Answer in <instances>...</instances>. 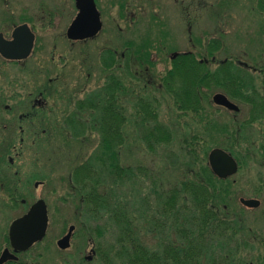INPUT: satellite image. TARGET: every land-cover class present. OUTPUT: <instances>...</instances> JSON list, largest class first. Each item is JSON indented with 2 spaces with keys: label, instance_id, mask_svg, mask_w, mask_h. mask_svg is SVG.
I'll return each mask as SVG.
<instances>
[{
  "label": "rangeland",
  "instance_id": "374dc122",
  "mask_svg": "<svg viewBox=\"0 0 264 264\" xmlns=\"http://www.w3.org/2000/svg\"><path fill=\"white\" fill-rule=\"evenodd\" d=\"M94 1L102 34L84 44H71L65 34L77 14L74 0H0V33L9 38L16 26L26 24L35 35L32 54L25 61L7 63L0 58V248L11 223L42 200L49 216L45 239L40 244L45 252L43 264H101L98 259L83 261L90 241L99 252L110 254V224L98 218V210L97 215L90 213L88 194L72 187L71 174L87 163L99 168L96 153H107L109 161L101 160L110 166L106 152L110 147L99 145V134L89 125L97 114L78 104L104 95L101 89L107 87L102 86L112 74L134 89L133 96L156 98L157 119L174 136L171 142L155 147L145 145L138 138L144 127L131 107L135 98L124 97L128 141L118 149L120 163L146 166L161 183L176 184L182 172L179 156L183 136L197 132L204 138L212 132L206 143L209 151L220 148L232 154L230 150L234 149L232 156L242 162L229 179L227 213L235 233L225 241L221 238L220 246L224 251L240 246L232 252L231 264H264V152L258 146L264 118L257 119L243 97L227 96L236 111L215 105L214 95L226 94L214 89L205 96L210 105H206V98L203 100L204 112L211 113L212 121V128H205V118L196 123L192 115L176 108L174 92L152 84L156 79L160 83V78L172 69L171 57L176 53L191 52L199 61H211L204 46L208 40L218 38L223 47L216 52V61L236 58L248 64L250 71L254 68V91L264 96V76L255 73L258 69L264 71V15L257 10L256 0ZM155 16L164 20H153ZM186 16L192 20H186ZM111 60L115 62L112 67ZM105 62L109 64L107 69ZM209 66L213 68L215 63ZM221 124L235 139L220 127L215 128ZM239 124L242 126L238 128ZM104 168L98 175L102 188L110 191V168ZM130 186L124 181L115 192ZM105 197L110 199L108 194ZM240 198L259 200L260 206L247 209ZM132 201L129 198L131 209ZM146 210L144 215L136 214V228L145 246L158 249L164 233L158 232L162 230L158 225H147L151 213ZM70 224L77 226L73 247L59 254L55 242ZM249 242L252 247L247 249L243 245ZM40 252L35 250L34 254Z\"/></svg>",
  "mask_w": 264,
  "mask_h": 264
},
{
  "label": "trees",
  "instance_id": "16d2710c",
  "mask_svg": "<svg viewBox=\"0 0 264 264\" xmlns=\"http://www.w3.org/2000/svg\"><path fill=\"white\" fill-rule=\"evenodd\" d=\"M255 3L257 10L264 15V0H256ZM204 47L205 54L211 61H199L190 53L179 55L173 60L172 69L160 78V83L156 79L152 84L156 83L162 91L165 88L174 92L173 101L179 111L189 113L199 124L205 118V128H212V121L209 120L211 113L205 114L202 106L207 93L219 89L232 99L243 97L251 105L255 95L254 68L250 71L248 64H242L236 58L216 61L215 54L223 47L218 38L208 40ZM211 63H215L213 68L209 66ZM113 64L115 62L111 60L110 67ZM104 92L99 100V145L110 147L106 151L109 152L110 166L102 162L109 161L107 153H96L99 168L87 163L71 174L72 187L88 194L86 197L90 213L97 215L98 210V218L107 219L110 224L113 234L110 254L107 251L104 258L103 252L101 253V264H231L232 252L239 250L240 246L237 244L238 248L233 251L228 248L224 251L219 242L221 238L225 241L227 236H232L235 230L233 220L229 219L227 213L230 182L216 178L207 165L210 145L206 143L211 139L212 132L205 134L204 138L197 132L183 136V152L179 156L182 166L180 178L176 184L166 185L165 181L161 183L146 166L131 167L120 163L118 149L128 141L124 132L127 107L122 100L124 97L131 98L134 89L124 86L119 78L111 74L110 91L106 88ZM133 98L135 99H130L134 101L131 107L138 116L137 122L144 127L138 138L145 145L154 147L171 142L174 138L172 131L157 119L154 106L156 98H143L138 94ZM206 102L207 106L210 105L207 98ZM219 127L227 132L224 125L215 128ZM227 133L233 137L229 131ZM230 152L234 154V149ZM104 167L110 168V191L102 188L98 175L101 170H105ZM147 178H151L150 181ZM124 181L133 186L127 189L120 187V191L115 192ZM107 194L110 199H106ZM129 198H133L134 210L129 207ZM146 209L151 213L147 225H158L162 229L158 232L164 233L158 249L145 246L136 228V214L144 215ZM250 243L243 246L249 249L252 247Z\"/></svg>",
  "mask_w": 264,
  "mask_h": 264
},
{
  "label": "water",
  "instance_id": "95a60500",
  "mask_svg": "<svg viewBox=\"0 0 264 264\" xmlns=\"http://www.w3.org/2000/svg\"><path fill=\"white\" fill-rule=\"evenodd\" d=\"M77 15L67 29V37L71 40H82L95 36L101 30L100 14L95 6L94 0H75ZM35 36L26 25L14 28L11 39L6 40L0 34V55L7 60L21 61L27 59L34 47ZM176 54H174V57ZM213 102L231 111L237 107L231 103L223 94H216ZM208 164L212 172L219 178L225 179L234 175L237 164L234 158L221 149H212L208 155ZM38 184L36 183L35 186ZM240 203L248 208H257L260 202L254 199L241 198ZM48 224L46 205L43 201L33 204L28 213L15 220L10 227V241L19 250L30 247L33 243L40 241L46 232ZM72 228L70 229L71 232ZM70 232L58 241L62 249L68 247ZM8 258L6 252L0 258V264Z\"/></svg>",
  "mask_w": 264,
  "mask_h": 264
},
{
  "label": "flooded vegetation",
  "instance_id": "af4514ba",
  "mask_svg": "<svg viewBox=\"0 0 264 264\" xmlns=\"http://www.w3.org/2000/svg\"><path fill=\"white\" fill-rule=\"evenodd\" d=\"M185 19L186 20H192L190 17H187V16L185 17ZM132 20H133V18H132ZM153 20H164V18L157 17V19H156V16H155L153 18ZM30 30H31V28H30ZM100 32L98 34H96L95 36L91 37V38H86V39H82V40H71V39H69L67 37V30H66V34L65 35H66L67 40H69L71 42V44H74V43L84 44V43H86L88 41H93L98 35L102 34ZM0 34L6 40H9L11 38V34H10L9 38H7L3 33H0ZM0 58L2 60H4L5 62H7V63H20L21 62V61L20 62L19 61H8V60L3 59L1 56H0ZM173 59H174V57L172 56L171 57V61ZM108 66H109V64H107L105 62V69H107ZM256 72H257V74L259 76H262V77L264 76L262 69H260V70L258 69V71L255 70V73ZM107 76H108V74H107ZM102 87H107L108 91H110V89H109V87H110V78H109V81L107 80V82ZM103 89H101L102 92H104ZM100 99L101 98L99 97L96 100H92V101L88 100L85 103L82 101V102H80L81 104H78V106L81 107V108H86V110L89 109V112L92 115H93V113L97 114V116L94 117L95 120L92 123L89 124L91 126V128H93V130L96 132V134H99V128H100V125H99V122H98V112L101 109V106L99 105V100ZM106 99L110 100V98H106ZM250 106L252 107L251 108L252 109L251 113H253V112L257 113V117H256L257 119H261L262 117L264 118V96H259V91H257V90L255 91V97L253 98V102L251 103ZM92 118L93 117L91 116L90 119H92ZM90 119H88V120H90ZM254 119L255 118H252L251 121L254 122L255 121ZM248 120H250V118ZM245 122L247 123V121H245ZM242 124H243V122H242ZM240 126H242V125L239 124L238 128ZM261 135H262V137H261L260 143H258V146L261 148L259 150L264 152V150H263L264 149V132H261ZM240 164L242 165V162H240V161L238 162L237 161V172L240 169V166H241ZM262 166L264 167V162H262ZM254 200H256V199H254ZM22 203H24V201ZM28 210H29V208L21 216L25 215L28 212ZM47 214H48V211H47ZM48 223H49V216H48ZM71 228H72V230L70 232ZM9 230H10V227H9ZM9 230H8L7 236L5 238V243L0 248V258L3 255L4 252H6L8 258L6 259L5 262H3L1 264H43L41 262V259H42V256L44 255L45 252H43L42 245L40 246V244L43 243V241L45 239V236L42 238V240L35 242L34 244H32L27 249H24V250L17 249L16 250V248L12 245V243L10 241ZM76 231H77V226L75 224H70L67 227V230L57 239V241L55 243H56V247H57V250H58L59 254H65L68 251H70V249L73 247V244H74V241H75ZM68 232H70V236H69V240H68L69 245H68L67 248L62 249V248H60L58 246V241L61 238H63L64 236H66L68 234ZM35 250H40L41 252L38 253L37 255H35L34 254ZM100 255H101V252H99L98 246L93 244L92 241H90V247H89L88 254L85 255V257L83 258V261H85L86 263H92L94 260L98 259L100 261V263H101Z\"/></svg>",
  "mask_w": 264,
  "mask_h": 264
}]
</instances>
